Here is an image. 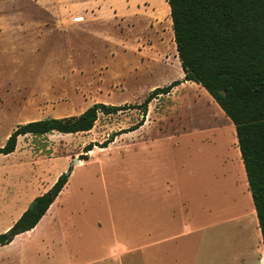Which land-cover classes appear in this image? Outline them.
I'll use <instances>...</instances> for the list:
<instances>
[{
  "label": "rangeland",
  "instance_id": "rangeland-1",
  "mask_svg": "<svg viewBox=\"0 0 264 264\" xmlns=\"http://www.w3.org/2000/svg\"><path fill=\"white\" fill-rule=\"evenodd\" d=\"M182 77L166 0H0V145L17 124L137 104ZM141 118L135 107L99 114L90 130L25 134L0 154V233L72 168L52 214L0 245V264H81L123 245L126 210L148 198L174 210L176 227L186 216L205 226L196 241L205 232L213 247H248L254 206L237 140L201 86L153 98L141 126L99 147Z\"/></svg>",
  "mask_w": 264,
  "mask_h": 264
},
{
  "label": "trees",
  "instance_id": "trees-1",
  "mask_svg": "<svg viewBox=\"0 0 264 264\" xmlns=\"http://www.w3.org/2000/svg\"><path fill=\"white\" fill-rule=\"evenodd\" d=\"M166 1L182 79L155 87L137 104L95 102L77 115L17 124L0 145V154L12 153L17 138L25 134L87 131L99 114H114L131 107L140 109L142 118L129 129L112 133L100 143L99 147L104 148L116 134L135 130L143 124L153 98L168 94L183 81H192L206 90L234 125L264 247V0ZM92 149L93 144H88L84 151ZM71 169L32 198L13 224L0 233V245L8 244L17 234L37 224L65 186Z\"/></svg>",
  "mask_w": 264,
  "mask_h": 264
},
{
  "label": "crops",
  "instance_id": "crops-1",
  "mask_svg": "<svg viewBox=\"0 0 264 264\" xmlns=\"http://www.w3.org/2000/svg\"><path fill=\"white\" fill-rule=\"evenodd\" d=\"M80 7L87 13L88 8L84 9L83 5H80ZM185 82L192 81H183L181 83ZM201 88L206 97L226 118L228 124H230V128H232L234 132L235 139L236 136L234 125H232L233 123L224 112L221 111V108L212 97L203 90L202 86ZM82 163L83 160H79L77 165ZM57 175L53 178L49 187L56 180ZM47 187L42 192L47 190ZM168 189L169 188H162L158 189V191L168 192ZM55 203L56 198L37 224L42 218L52 214ZM164 203L155 202L153 198H148L140 202L139 209L130 208V210H126L123 245L116 242V239L115 243H110V246L103 244L106 248H104L102 252L95 254L92 258L82 260L81 264L102 263L105 261H107L106 264H264L262 261L264 247L258 221L257 219L255 221L256 214L254 209L250 211L248 219H246V225L249 231L247 237L250 241L248 247H229L227 242L226 244L223 242L219 244L217 242L216 246L213 247V244L209 241L211 235L204 232V234H201L199 241H196L194 237V234L197 231L203 230L205 226L199 228L192 226L189 223V218L186 216L181 222L179 221V225L176 227L175 223L178 218L175 217L173 209H170L166 214V210L162 206ZM182 211L187 212L185 204ZM37 224L35 226H37ZM97 224L99 225V223ZM24 233H26V231ZM20 234H17L15 237ZM100 244L101 242H97L96 247ZM116 244L120 246L119 252L115 248ZM88 256L89 255H86V257Z\"/></svg>",
  "mask_w": 264,
  "mask_h": 264
},
{
  "label": "water",
  "instance_id": "water-1",
  "mask_svg": "<svg viewBox=\"0 0 264 264\" xmlns=\"http://www.w3.org/2000/svg\"><path fill=\"white\" fill-rule=\"evenodd\" d=\"M79 158H74V162L78 163Z\"/></svg>",
  "mask_w": 264,
  "mask_h": 264
},
{
  "label": "bare ground",
  "instance_id": "bare-ground-1",
  "mask_svg": "<svg viewBox=\"0 0 264 264\" xmlns=\"http://www.w3.org/2000/svg\"><path fill=\"white\" fill-rule=\"evenodd\" d=\"M262 261L264 262V255H262Z\"/></svg>",
  "mask_w": 264,
  "mask_h": 264
},
{
  "label": "built area",
  "instance_id": "built-area-1",
  "mask_svg": "<svg viewBox=\"0 0 264 264\" xmlns=\"http://www.w3.org/2000/svg\"><path fill=\"white\" fill-rule=\"evenodd\" d=\"M81 18V17H80ZM76 19H78V18H76Z\"/></svg>",
  "mask_w": 264,
  "mask_h": 264
}]
</instances>
